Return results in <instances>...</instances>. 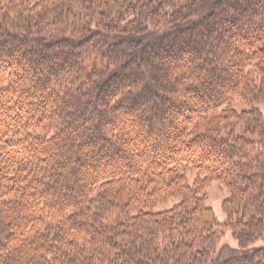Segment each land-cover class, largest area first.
<instances>
[{"label": "trees", "instance_id": "16d2710c", "mask_svg": "<svg viewBox=\"0 0 264 264\" xmlns=\"http://www.w3.org/2000/svg\"><path fill=\"white\" fill-rule=\"evenodd\" d=\"M238 101L264 104V0H0V264H218L227 232L247 250L264 114Z\"/></svg>", "mask_w": 264, "mask_h": 264}, {"label": "rangeland", "instance_id": "374dc122", "mask_svg": "<svg viewBox=\"0 0 264 264\" xmlns=\"http://www.w3.org/2000/svg\"><path fill=\"white\" fill-rule=\"evenodd\" d=\"M238 110L242 109H253L256 108L264 114V104H253L252 106H247L237 102ZM197 177L196 172L189 174V182L193 184L194 180ZM229 197V192L217 181H214L210 184L206 190L207 206L210 207L216 216L218 223L223 224L226 221V216L222 209V204L224 200ZM180 199L175 198L169 200L167 203L160 204L153 208L151 211L154 213H161L170 211L173 207L180 203ZM264 248V237L261 238L258 242L250 246L247 250H239L237 241L233 238L231 232H227L225 237L220 241L218 246V251L215 256V260L218 264L231 259V258H244L251 256L258 249Z\"/></svg>", "mask_w": 264, "mask_h": 264}]
</instances>
